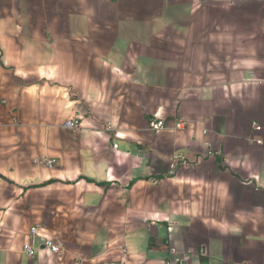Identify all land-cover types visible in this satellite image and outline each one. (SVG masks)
Returning a JSON list of instances; mask_svg holds the SVG:
<instances>
[{"label": "crops", "instance_id": "crops-1", "mask_svg": "<svg viewBox=\"0 0 264 264\" xmlns=\"http://www.w3.org/2000/svg\"><path fill=\"white\" fill-rule=\"evenodd\" d=\"M184 263L264 264V0H0V264Z\"/></svg>", "mask_w": 264, "mask_h": 264}, {"label": "built area", "instance_id": "built-area-1", "mask_svg": "<svg viewBox=\"0 0 264 264\" xmlns=\"http://www.w3.org/2000/svg\"><path fill=\"white\" fill-rule=\"evenodd\" d=\"M66 124L68 127L76 128V127H78L79 122H78V120H69ZM184 126H185V121L183 119H179L175 125V127L178 129H181ZM164 127H165V122L163 119L160 118V120L155 123V128H156V130H160ZM256 127H257V129L261 128L257 124H256ZM117 148H118V144H114L113 149H117ZM42 162L46 165L52 166L55 163V160L49 159V158H44L42 160ZM36 234H37V229L33 228L30 241L24 245V252L28 256H34L38 253L39 250H42V249L43 250L48 249L53 253H59L61 251V249L63 247L62 243L59 242L58 240L54 239V238H46L41 244H39V247H36L34 245L35 244L34 239H35Z\"/></svg>", "mask_w": 264, "mask_h": 264}]
</instances>
